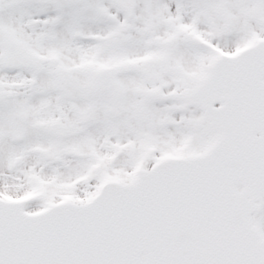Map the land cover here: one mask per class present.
<instances>
[{
  "label": "snow or ice",
  "instance_id": "1",
  "mask_svg": "<svg viewBox=\"0 0 264 264\" xmlns=\"http://www.w3.org/2000/svg\"><path fill=\"white\" fill-rule=\"evenodd\" d=\"M0 264H264V0H0Z\"/></svg>",
  "mask_w": 264,
  "mask_h": 264
}]
</instances>
